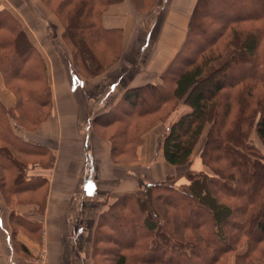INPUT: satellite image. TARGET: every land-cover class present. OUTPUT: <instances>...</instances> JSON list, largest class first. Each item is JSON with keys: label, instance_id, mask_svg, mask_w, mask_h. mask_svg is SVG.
<instances>
[{"label": "trees", "instance_id": "16d2710c", "mask_svg": "<svg viewBox=\"0 0 264 264\" xmlns=\"http://www.w3.org/2000/svg\"><path fill=\"white\" fill-rule=\"evenodd\" d=\"M41 1L82 75L118 60L120 31L103 18L123 0ZM0 73L21 102L47 101L44 59L1 2ZM182 106L191 111L170 123L160 149L186 183L170 177L111 203L94 237L100 264H264V0H197L160 81L128 89L94 124L113 130V159L131 161L149 129ZM200 143L203 169L194 170Z\"/></svg>", "mask_w": 264, "mask_h": 264}, {"label": "crops", "instance_id": "0c3cea01", "mask_svg": "<svg viewBox=\"0 0 264 264\" xmlns=\"http://www.w3.org/2000/svg\"><path fill=\"white\" fill-rule=\"evenodd\" d=\"M196 1L165 0L148 20V31L130 0L109 8L103 26L120 31L119 58L86 77L73 63L63 26L41 0H0L43 57L41 91L49 95L43 103H23L0 73V264H29L44 240L46 264H93L95 229L107 205L149 181L179 174L158 148L168 124L153 125L137 161L126 163L113 159L94 120L115 108L128 89L160 81L184 44ZM47 107L44 118H35L36 110ZM33 158L43 165L30 163ZM193 169H203L198 159Z\"/></svg>", "mask_w": 264, "mask_h": 264}, {"label": "rangeland", "instance_id": "374dc122", "mask_svg": "<svg viewBox=\"0 0 264 264\" xmlns=\"http://www.w3.org/2000/svg\"><path fill=\"white\" fill-rule=\"evenodd\" d=\"M124 1V0H123ZM139 1V5H138V3L135 1V0H130V2H132V4H133V6L137 9V11H138V13L141 15V23H143L142 25V29H145V31L147 30V26H148V20H150V19H154V17L155 16H157V14H158V11L160 10V9H162L163 8V6H164V4H165V0H138ZM143 3V4H142ZM114 6V5H113ZM112 7V6H111ZM110 7V8H111ZM48 8V7H47ZM53 7H51V8H48L50 11H52L53 9H52ZM163 11V10H162ZM53 13H54V11H52ZM55 14V13H54ZM56 15V14H55ZM160 15V14H159ZM56 17H57V21H59L60 22V24H61V20H60V18L56 15ZM62 25V24H61ZM146 27V28H145ZM149 27V26H148ZM149 30V29H148ZM147 30V31H148ZM144 31V32H145ZM144 32L143 33H141V35H143V37H144ZM145 34H146V32H145ZM143 37L141 38V43H143L144 41H145V38H144V40H143ZM65 41V43H66V45L69 47V49H70V52H71V57H72V59H73V63H74V57H73V48L70 46V44L66 41V40H64ZM75 65V64H74ZM76 67V66H75ZM77 68V67H76ZM119 103V102H118ZM49 110V107H47L46 109H43L42 111H38V110H36L35 111V118H40V119H42V118H44V116H46L47 115V113L49 112L48 111ZM191 111V109L188 107V106H182V107H180L172 116H171V118L167 121V122H165L166 124H168V128H169V126H170V123H172V122H175V121H177L182 115H184V114H186V113H188V112H190ZM26 120H27V118L25 117V118H22L21 119V122L22 123H26ZM25 121V122H24ZM168 128H167V130H168ZM94 129H95V131L97 132V134L99 135V136H101L102 138H105L106 140H108L109 141V137H110V135L112 134V132H113V130H102V128H99L97 125H95L94 124ZM162 137V136H161ZM161 137H160V140H161ZM253 139H255V136H253ZM160 140H159V142H158V148L160 149ZM110 142V141H109ZM254 142V141H253ZM111 143V142H110ZM256 144H257V142H256ZM202 143H200V145H199V147L197 148V150H196V152H195V158L194 159H197V157H198V155H199V153H200V151H201V148H202ZM259 145V147H261L260 146V144H258ZM262 148V147H261ZM134 157V156H133ZM137 159H138V155H137V158L134 160V159H132L131 161L130 160H128V161H120V162H126V163H130V162H132V163H134V162H136L137 161ZM39 161H41V163H42V160H40V159H38V158H33V159H31V160H29V162L30 163H38ZM42 165H43V163H42ZM46 165H47V162H46ZM1 167V166H0ZM134 170H136V168H135V165L133 164V171ZM183 171H185L184 169H181V170H179V174L177 175V177H178V182H177V184H176V186H180L181 184H184V183H186V180H185V178H183L184 176H183ZM169 178L170 177H168L167 179H165L164 181H162V182H165V183H167V184H169V185H172V184H174L171 180L169 181ZM148 183H152V182H148ZM143 188V186L140 188V189H142ZM139 189V190H140ZM119 199V198H118ZM117 200V199H116ZM115 200V201H116ZM113 203V202H112ZM109 206H110V204L109 205H107V207H106V209H104L102 212H104V211H106V210H108V208H109ZM40 212H42V210L40 209ZM101 215H102V213H101ZM101 215H100V217H101ZM99 220H100V218H99ZM98 225H99V222H98ZM97 225V226H98ZM96 230H97V227H96V229H95V233H96ZM95 237V236H94ZM94 239H93V242H92V246H91V259H92V261H93V264H100V261H98L99 260V258H98V255L96 254V253H94L93 252V247H94ZM40 248V247H39ZM39 248H38V250H39ZM46 248V250H47V256H48V248H47V246L45 247ZM37 250V251H38ZM37 253V252H36ZM30 261H31V259L29 260V263H30Z\"/></svg>", "mask_w": 264, "mask_h": 264}, {"label": "built area", "instance_id": "2783aa9c", "mask_svg": "<svg viewBox=\"0 0 264 264\" xmlns=\"http://www.w3.org/2000/svg\"><path fill=\"white\" fill-rule=\"evenodd\" d=\"M45 247H46V242L44 240L43 244L40 246L36 255L31 259L29 264H46L47 250Z\"/></svg>", "mask_w": 264, "mask_h": 264}]
</instances>
